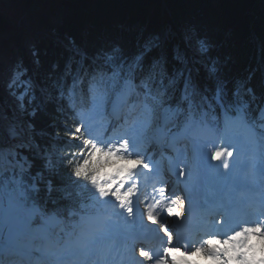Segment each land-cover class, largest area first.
Masks as SVG:
<instances>
[{
    "label": "snow or ice",
    "instance_id": "1",
    "mask_svg": "<svg viewBox=\"0 0 264 264\" xmlns=\"http://www.w3.org/2000/svg\"><path fill=\"white\" fill-rule=\"evenodd\" d=\"M186 39L200 54L208 53L210 45L205 39L195 34L186 35ZM162 49V39L150 36L132 54L113 48L94 61L91 71L84 69L80 75L78 69L67 90L70 104L74 103L75 90L88 77L87 96L93 104L102 100L114 110L127 107L134 114L131 123L127 116L117 114L115 123L109 121L97 135L82 110L72 132L74 139L92 136L86 141L90 150L86 156L81 154L82 162L69 159L72 153L60 155L51 146L43 153H34L43 160V169L33 175L34 161L19 151L32 145L13 143L3 135L0 125V200H7L13 214L8 243L0 244V264H31L37 253L45 255L48 264H194L189 259L193 253H203L218 264H227L232 259L243 261L250 249H257V242L264 252V198L255 209L257 219L231 230L223 239L207 234V239L185 245V252L174 246L179 234H174L170 218L183 223L194 203L187 195V182L195 186L202 174L212 170L221 189L236 191L256 176L264 188V106L253 115L244 93L251 100L256 95L246 81L239 82L230 94L226 81L216 75L218 67L214 60L205 65L215 81L214 91L207 95L208 90L201 89L185 57L177 54L175 59L184 67L170 72ZM154 50H160L159 54L150 56ZM83 68L81 63L80 69ZM21 76L17 73L8 87L14 88L17 81L27 85L17 97L23 107L31 83L21 80ZM61 95L64 96L63 91ZM155 130L173 140L188 141L192 155H188V144L183 145L182 154L177 151L175 168L170 172L175 184L162 176L155 182L160 186L153 187L159 198L151 197L149 202L145 195L144 206L139 209L140 184L158 167L153 163L152 141L141 147L140 137ZM7 132L11 137L19 135L14 125H9ZM97 153L108 158L104 164L110 170L92 166ZM179 184L185 185L183 195L176 190ZM80 187L88 189L90 205L78 204L74 198L72 189ZM222 207L224 214L214 218L210 227L219 228L226 223L231 202ZM109 208L110 212H101ZM56 227L59 232H52ZM42 232L54 239V248L48 253H42L30 242L31 237ZM150 234L160 238L162 247L149 245L146 237ZM118 240L123 251L116 247Z\"/></svg>",
    "mask_w": 264,
    "mask_h": 264
},
{
    "label": "trees",
    "instance_id": "2",
    "mask_svg": "<svg viewBox=\"0 0 264 264\" xmlns=\"http://www.w3.org/2000/svg\"><path fill=\"white\" fill-rule=\"evenodd\" d=\"M28 15H33L35 26L56 33L55 38L45 34L36 42L30 67L22 60L24 76L33 74L43 89L40 92L31 86L23 99L22 117L33 145L19 151L34 161L33 175L43 169V160L34 153L51 146L60 155L79 150V142L72 136L77 119L72 117L65 93L78 69L81 75L84 69L91 71L94 61L113 48L132 54L147 37L161 35L169 71L184 67L175 59L177 54L183 55L207 95L214 91L215 81L205 65L214 60L216 75L226 81L230 94L239 82L246 81L256 95L251 100L244 93L251 107L264 99V0H0V51L22 35L20 22ZM53 16H59L60 23L53 24ZM3 33L7 37H1ZM188 34L205 39L210 45L208 53L193 50ZM159 52L154 50L150 56ZM87 80L85 77L79 87ZM8 113L0 94V125L6 137L9 125L15 126ZM72 191L78 204L89 205L87 188ZM2 204L0 200V209Z\"/></svg>",
    "mask_w": 264,
    "mask_h": 264
},
{
    "label": "rangeland",
    "instance_id": "3",
    "mask_svg": "<svg viewBox=\"0 0 264 264\" xmlns=\"http://www.w3.org/2000/svg\"><path fill=\"white\" fill-rule=\"evenodd\" d=\"M51 19H52L53 22L57 23V22H59L60 17L59 16H53ZM32 20H33V15L24 16L21 19V23L20 24H23V26L27 27V31L33 32V34H35L34 37H33V41L31 42V40L29 41L26 38H23L22 40H20L19 42H20V44H22L23 49H22V47H21V49H19L18 46H17V43H15V44L14 43H9L8 44L9 47L8 46L5 47V50H3L2 53H0L1 54L0 55V67L3 65L2 61L7 63L8 56L11 57L12 59L15 58V62H16L18 58L22 57V53L26 55V56L25 55H23V56L27 58L29 65H31L32 62H34L35 59H34V50H33L32 44L34 42V39L37 36H39L40 34H42V33L38 34L37 31H40V28L35 26V24L32 23ZM31 25L34 26V28H31L32 27ZM25 27H24V29H25ZM41 31L45 32L46 34H49L51 36V38H55V36H56V33L54 31L50 30V29H47V31H45V30H41ZM7 34L8 33H5V34L3 33V34H1V37L2 36L7 37ZM24 35H26V33H24ZM42 37H45V35H43ZM157 37L161 38V35H157ZM189 46L193 50L196 51V49H194L192 45H189ZM6 50H9L10 53L9 54H8V52L6 53L5 52ZM196 52H198V51H196ZM5 66H7V65L5 64ZM18 69H19V64H18ZM17 71H18L17 73L24 72V70H17ZM1 72H4V70L0 68V73ZM2 79H3V74H0V80L2 81V82L0 81V94L4 98L5 108L9 110V113H8L9 117H10V119L12 121H14L16 123L15 127H16V130H17L18 133L19 132L22 133V131H27V128H28L27 127V121L22 117V111H23L24 106L23 107L20 106L21 105V100H19L17 98L18 96H20L21 93H23V91L15 92L16 95H12V92H14V91L10 90L9 87H8V85L11 82V80H13L12 76L7 77L6 81H3L4 79L3 80ZM24 81H29L32 84V76L29 75L28 77H26L24 79ZM19 84H17V85H19ZM26 87H27V85H26ZM262 106H264V103H263ZM21 133L19 135L23 136ZM23 139L24 140H19L16 143L22 141L24 143H30L31 145H33L32 141H30V139H29V137H27V135H25L23 137ZM78 140L82 143V146L84 148L83 150H84V153H85V156H86L87 152L90 150L89 146L87 145L86 140L82 136ZM102 159L103 160H107L108 158L107 157H103ZM4 200L7 201L6 199H4ZM9 235H10V232L6 233V237L7 238H9ZM39 237H45V234L39 233ZM47 243L51 244V242H49V241ZM43 258L45 260H47L46 256H43Z\"/></svg>",
    "mask_w": 264,
    "mask_h": 264
},
{
    "label": "bare ground",
    "instance_id": "4",
    "mask_svg": "<svg viewBox=\"0 0 264 264\" xmlns=\"http://www.w3.org/2000/svg\"><path fill=\"white\" fill-rule=\"evenodd\" d=\"M20 26H22L23 28L25 27V26H23V24H21ZM23 31H24V33H26L24 38L28 39L29 41L31 40V42H32L33 41V37H34L35 34H33V32L27 31V27H25V29H23ZM19 41L16 42L17 46H18L19 49H21V47L23 49V46H22V44H20ZM2 64L3 65L0 67L1 69L4 70V72L0 73V74H3V79L4 80L3 79L2 80L6 81V78L9 77V76H12V79H14L16 77V75H17V72H18L17 70H19L18 69L19 61L17 60L15 62V58L12 59L11 57L8 56L7 63L2 61ZM5 64L7 66H5ZM20 133L21 132H19V134ZM239 134L241 135V137H243V133L242 132H239ZM6 138L10 139L13 143H16L17 141H19L21 139V135L16 136V137L9 136V137H6ZM243 146H244V144L242 143V147ZM236 155H237V159H239L240 158V153H237ZM245 155H247V152H245ZM212 163L216 164L218 162L213 161ZM205 175H206L207 179H212V182L209 181V187H207V189H210L208 191V193L211 190L213 192L211 198L214 197L218 201L224 202V200H226L227 198L232 196V190H230L228 188L221 189V186L217 182V178L215 176L214 171L209 170ZM252 183L256 186L257 190H259V192H260L259 196L261 198H264V188L261 187V183H262L261 179L258 176H256L252 180ZM2 216H3V205L1 206V209H0V238L2 236H4L3 232H2L3 227H4V221H3ZM138 217H139V211H138ZM113 220L116 221L117 218L113 217ZM118 223L123 224V220H119ZM0 244H1V240H0ZM258 244L259 243L257 242V249H256L257 258L251 259V258H249L247 256L243 261L232 259V260H229L228 264H262V262L264 263V254H260L261 252H260V247L258 246ZM47 249H49V247H47ZM199 254H203V253H196L195 254V255H197L196 257H198ZM36 255L40 256V253L39 254L37 253ZM198 258L192 260L194 262V264H218L217 261H213L212 259H210L208 257H205V259H202V260L200 258L199 259ZM254 260H256V261H254ZM261 260H263V261L261 262Z\"/></svg>",
    "mask_w": 264,
    "mask_h": 264
},
{
    "label": "clouds",
    "instance_id": "5",
    "mask_svg": "<svg viewBox=\"0 0 264 264\" xmlns=\"http://www.w3.org/2000/svg\"><path fill=\"white\" fill-rule=\"evenodd\" d=\"M103 157H104V155L102 153H97L92 159V166H94L97 169L106 168L107 166L104 164V160L102 159ZM132 163H134V161ZM253 239H255V238H253ZM260 254H264V252H261ZM248 257L251 259L257 258L256 249H250L248 251Z\"/></svg>",
    "mask_w": 264,
    "mask_h": 264
},
{
    "label": "water",
    "instance_id": "6",
    "mask_svg": "<svg viewBox=\"0 0 264 264\" xmlns=\"http://www.w3.org/2000/svg\"><path fill=\"white\" fill-rule=\"evenodd\" d=\"M3 221H4V230H8L13 225V214L9 208L8 203L3 204Z\"/></svg>",
    "mask_w": 264,
    "mask_h": 264
}]
</instances>
